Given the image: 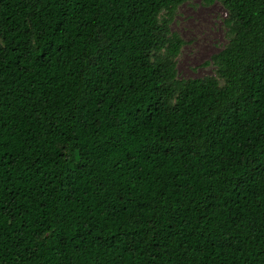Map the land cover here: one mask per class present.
Returning a JSON list of instances; mask_svg holds the SVG:
<instances>
[{
	"label": "trees",
	"instance_id": "trees-1",
	"mask_svg": "<svg viewBox=\"0 0 264 264\" xmlns=\"http://www.w3.org/2000/svg\"><path fill=\"white\" fill-rule=\"evenodd\" d=\"M0 0V264H264V0Z\"/></svg>",
	"mask_w": 264,
	"mask_h": 264
},
{
	"label": "rangeland",
	"instance_id": "rangeland-1",
	"mask_svg": "<svg viewBox=\"0 0 264 264\" xmlns=\"http://www.w3.org/2000/svg\"><path fill=\"white\" fill-rule=\"evenodd\" d=\"M226 15L219 1L191 0L178 7L170 26L185 40L177 57L181 78L215 74L214 65L208 61L228 41L223 22Z\"/></svg>",
	"mask_w": 264,
	"mask_h": 264
}]
</instances>
